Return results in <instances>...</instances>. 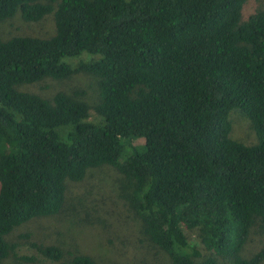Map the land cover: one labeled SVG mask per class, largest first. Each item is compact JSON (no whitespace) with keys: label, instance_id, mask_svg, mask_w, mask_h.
<instances>
[{"label":"trees","instance_id":"obj_1","mask_svg":"<svg viewBox=\"0 0 264 264\" xmlns=\"http://www.w3.org/2000/svg\"><path fill=\"white\" fill-rule=\"evenodd\" d=\"M247 1L0 0V22L17 12L54 22L49 38L0 37V264L35 263L15 256L9 237L60 214L68 182L102 165L121 175L142 235L170 264H264V246L243 256L255 222L264 237V8L242 21ZM78 74L95 79L93 105L85 91L47 99L21 89ZM233 110L254 144L230 137Z\"/></svg>","mask_w":264,"mask_h":264},{"label":"rangeland","instance_id":"obj_2","mask_svg":"<svg viewBox=\"0 0 264 264\" xmlns=\"http://www.w3.org/2000/svg\"><path fill=\"white\" fill-rule=\"evenodd\" d=\"M258 8H264V0H248L241 11L242 21L247 20L245 16ZM53 33L52 14L39 22H24L17 12L12 18L0 22V37L3 39L13 36L45 39ZM86 56L89 55L83 53L78 58L68 59V62L73 64ZM79 75L58 81L46 79L33 85H23L21 89L47 99L57 92L74 96L76 92L85 91L82 99L93 105L96 97L95 79L90 75ZM95 116L94 111L90 110L91 119ZM229 120L232 139L245 145L255 143L250 123L242 113L231 111ZM138 144L140 143L136 142L135 145ZM128 192L127 184L124 185L121 175L113 167L102 165L88 170L82 182H68L66 202L60 214L25 223L23 227L28 226L26 229L30 233L27 240L18 237L26 230L24 228L9 237L10 242L19 244L14 251L15 256L34 257L36 262L25 263L10 255L3 264H63L78 255L88 256L97 264H170L167 256L149 245L142 235L141 225L122 198ZM184 233L191 242L198 244L196 232L184 230ZM109 238H116L124 243V250H127L125 254L114 249L107 242ZM33 243L56 246L64 252V258L57 263L45 260L32 248ZM263 246L264 237L255 222L250 229L243 256L247 258Z\"/></svg>","mask_w":264,"mask_h":264}]
</instances>
